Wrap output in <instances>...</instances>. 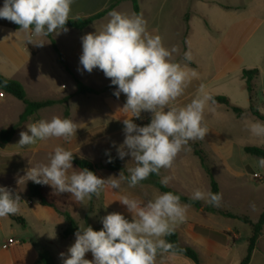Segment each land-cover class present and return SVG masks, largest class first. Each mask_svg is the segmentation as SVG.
I'll list each match as a JSON object with an SVG mask.
<instances>
[{"label": "crops", "instance_id": "crops-1", "mask_svg": "<svg viewBox=\"0 0 264 264\" xmlns=\"http://www.w3.org/2000/svg\"><path fill=\"white\" fill-rule=\"evenodd\" d=\"M117 1L73 0L69 19L76 20L95 16L109 9ZM138 5L139 14L134 12L130 0L120 1L112 10L128 15H142L150 32L159 34L166 47L172 48L175 46L178 49L173 54L174 60L181 63V65H187L189 69L194 70L198 74V78L192 79L184 95L175 102L177 106L186 105L194 96L198 95V89L201 84L205 85V91L210 93L212 97H217L215 96V83L221 80H230L231 75L238 73L242 75L243 79V71L250 70V68L245 69L235 62L234 57L240 47L239 43L247 39L250 35H248V31L257 25L258 17L264 13V0H138ZM2 6L3 2L0 0V7ZM186 17H188V22H186ZM108 19L107 13L105 17L84 30L79 31L67 27L68 31L66 33L61 32L59 35H52L63 55L64 61L83 84L95 89L108 87L102 93V101L97 106L91 107L84 101H80L82 102L81 106L76 107L74 110L73 102L79 100V98H84V96L72 97L68 104L65 105L70 111L69 119L75 121L80 128L86 126L84 124L85 121L93 119H99L100 124L94 125L92 129L86 131H77L76 136L67 142L63 139L52 138L40 141L30 147H19L17 145L20 139L19 133L27 131V124L40 119H50L52 116L64 118L65 108L61 105H56L39 111L29 119L27 124L16 131L13 139L8 144L0 147V186L7 187L14 194L18 193L23 196L27 200V205L31 206L30 209L22 210V215H25V219L19 217L22 219L21 223L24 226V230L21 234L19 231H14L19 236L15 239H9L15 243L5 247L9 243L8 241L0 250V264H36L42 255L36 249V246L32 245L27 236L33 235L34 238H39L42 233L48 235L47 232L53 226H55L57 238L51 240L58 256L61 252L67 254L68 247L75 241V236L70 238L63 237V232L66 230L67 225L59 219L56 221L53 217V214L56 216V214L62 215V212H65L58 204L52 203L55 207L43 206L38 199H29V184L32 181H27L21 185L17 184V177L25 175V170L31 166L29 161L33 165L46 163L48 154L57 146H66L67 148L65 149L73 152L74 149H70L71 147H69L68 143L78 139H82L83 146L97 142L108 143V150L118 157L116 147H113V142L116 146H119L124 140L122 122L125 119V113L120 108L126 102V96L121 94L117 99L113 94L116 90L115 86L111 85L110 79L106 78L102 71L94 69L91 73H88L83 70L82 65L79 63V57L82 54L81 37L87 33H94L96 30H100ZM187 26L189 29L185 36ZM44 39L46 43L42 47L26 44L25 33L12 28L9 21L0 19V73L8 79L19 82L24 87L28 98L32 99V101L62 100L76 93V82L58 62L50 39L48 37ZM186 52L191 53V61L184 59ZM7 97L12 98L11 100H16L11 96ZM6 106L9 107L6 103H0V120H2L0 124L3 125L0 126V132L15 125L25 109L23 107L20 110L12 126L7 128L5 126L6 123L8 125L5 119ZM141 115L146 116V118H133V122L144 126L149 123L147 119L151 117V114L142 112ZM96 130L99 135L85 139L92 132L95 133ZM206 142L211 148V159L221 162L222 169L219 172L214 169V176L219 184V191L222 196L220 204H223L222 202L227 203L230 200V180L237 179L239 175L244 174H242L243 172H236L229 165L230 149L227 141L215 146V141L206 137ZM189 144L175 160L180 161L179 164L181 165L177 167L178 163H174L171 169H161L159 175L160 181L163 177H169L167 186L188 198L196 189L211 191L209 178L202 165L198 167L192 161V158H198L191 146L197 144V142L190 141ZM81 158L86 159L85 157ZM125 158L131 159L130 156ZM207 158L209 159V157ZM249 171L254 174H261L264 177V169L259 168L257 163L252 167L249 165L245 166L246 175H249ZM96 175L104 179L109 177L97 171ZM41 186L47 199L51 194L57 197L66 196L65 205L76 207L78 204L70 193L65 195L64 193L56 194L51 186ZM158 192L161 191L151 182L139 184L135 188H129L127 183L121 182L119 190L105 188L101 191L99 197H92V202H97V206L93 209L95 221L89 218L91 210L85 212L82 207H79V209L76 207L78 209L76 211L79 214L82 208L80 217L87 226L102 228L101 218L111 212H120L129 220L131 219V214L127 211L126 206L116 201L121 196L128 195L130 198L146 201ZM253 192L254 196L260 198V202L263 203L264 211V184L259 189L253 190ZM37 202H39L41 207H35ZM201 202V208L190 206L186 221L176 226L175 230L178 232L180 244L194 248L200 255L201 264H232L229 259L230 253L233 251L231 243L234 245L235 243L231 237L234 236V239H239V231L237 228L230 229V226L226 224L221 225L224 220L221 218H230L207 212L205 208L210 205L204 201ZM214 207L220 211L230 212L223 207ZM72 215L77 222L78 218L74 213ZM206 215H209V217H205ZM211 217H213L212 220L209 219ZM216 217H219V219H216ZM78 226L80 225L78 224ZM234 231L237 233H234ZM261 243L264 245V229L257 241L249 264H254L257 252L261 249ZM85 258L91 260L92 254L90 252L87 253ZM59 260L60 263L57 262L56 264H62L60 256ZM240 263L235 262L234 264ZM50 264H52L51 261ZM156 264L195 263L182 255L165 253L157 256Z\"/></svg>", "mask_w": 264, "mask_h": 264}, {"label": "clouds", "instance_id": "clouds-1", "mask_svg": "<svg viewBox=\"0 0 264 264\" xmlns=\"http://www.w3.org/2000/svg\"><path fill=\"white\" fill-rule=\"evenodd\" d=\"M72 4L73 0H4L0 19L18 25V31L26 34V44L42 47L46 43L44 38L68 31L66 23ZM108 16L100 30L81 37L79 63L88 73L94 69L102 71L115 86L113 94L117 99L121 94L126 96L120 108L125 113L124 140L119 146L113 142V147L119 159L131 157L129 175L121 171L118 177L104 179L87 168H74V153L57 146L48 154L46 163L33 165L29 161L31 166L25 175L17 177L18 185L27 181L49 185L56 194L70 193L75 202L83 204L86 199L99 197L105 188L119 190L122 181L135 188L151 174L160 175L161 169H171L189 142L204 140L209 131L204 113L215 101L205 91V85H200L199 94L186 105L179 107L175 103L192 79L198 78L194 70L174 60L178 49L166 47L159 34L150 32L142 15L112 10ZM184 59L191 61V53L186 52ZM142 112L151 114L150 122L144 126L133 122V118H141ZM243 119L253 137L264 138V121ZM26 127L27 131L19 133L17 145L21 148L52 138L70 141L80 128L72 119L59 116L40 119ZM107 162H112L110 156ZM257 166L264 169V157L257 159ZM161 183L167 186L169 177H163ZM190 199L219 206L222 196L196 189ZM116 201L126 206L131 219L111 212L101 218L100 230L90 225L79 226L67 254H59L62 264H156L158 255H175L174 245L165 238L186 221L189 204L181 203L180 196L171 191L158 192L146 201L128 195ZM20 202L18 193L0 186V218L16 215ZM39 207L37 202L36 208ZM47 234L56 239L55 226ZM89 252L91 260L85 258Z\"/></svg>", "mask_w": 264, "mask_h": 264}, {"label": "rangeland", "instance_id": "rangeland-1", "mask_svg": "<svg viewBox=\"0 0 264 264\" xmlns=\"http://www.w3.org/2000/svg\"><path fill=\"white\" fill-rule=\"evenodd\" d=\"M257 27L254 26L250 31H248L247 39L241 41L239 43L240 47L236 51L235 54V62L241 65L243 68H250V70L257 69L260 72L259 77L254 81L255 86L253 92L250 93L246 88V82L242 79V75L240 73L231 75L230 80L226 81H218L214 85V89L217 97H226L229 99L230 103L234 106L240 107L246 111L243 117L239 118L237 115L226 106L221 104H211L208 108L205 109L204 113V123L206 124L209 131L206 133L204 140H195L197 142L198 149L202 150L204 155L207 158L208 166L219 172L222 169V165L220 161H214L211 159V148L209 144L206 142V137L214 140V145H220L221 143H225L229 145L230 149V159L229 165L236 172H243L244 175H239L237 179L230 180V200L229 202H222L223 204H219L217 207H223L230 211V213L246 216L252 222L256 223L259 220L261 213L263 212V203L260 202V198L254 196L253 190L259 189V187L264 184L259 183L257 181L250 180V176L253 175L252 171H249V175L245 173V166L249 165L250 167L254 166L257 163V159L254 156L248 155L245 153L244 149L248 146L251 147H261L264 148V138H256L253 137L250 131L247 129L244 123V117H247L248 120H258L256 117L252 115L250 112L251 108V97H253L254 106L264 114V13L258 17ZM262 21L260 24L259 22ZM259 24V25H258ZM256 28V29H255ZM254 30V31H253ZM238 45V46H239ZM107 83V82H106ZM108 89V87H105ZM104 89V88H103ZM98 90H102L101 88ZM104 93V92H103ZM102 93L99 95H75V96H84V98H79V100H75L73 102L74 110L76 107H80V101H84L88 106H97V104L101 103ZM74 96V97H75ZM197 96V95H196ZM194 96L193 98H195ZM12 98H6L0 103H6L9 107L5 108L6 112V122L5 124L7 128L11 127L13 122L18 117L20 110L23 109V103L18 102V100H11ZM32 100V99H31ZM15 101V102H14ZM69 102V101H68ZM68 104V103H67ZM86 105V106H87ZM66 108L65 105H61ZM64 111V109H63ZM141 118H146V116L141 115ZM151 117L147 120L150 122ZM2 122V120H0ZM17 123V121H16ZM86 126L84 128H78V132L82 130H89L94 127V125H99V119H93L89 121H85ZM0 126H3L0 124ZM95 131V130H94ZM99 135V132H92L85 137V139H90ZM221 137V138H220ZM82 139L75 140L69 144L70 149H74L73 153L78 157H85L86 161L93 164L98 173L105 174L106 176H119L121 171L111 172L108 171L106 166V159L108 154H112L109 149V144L105 142H97L94 144H88L86 146L82 145ZM190 145V144H189ZM193 146V145H191ZM67 148L66 146H63ZM193 148V147H192ZM106 151L108 154H106ZM113 155V154H112ZM115 156V155H114ZM192 161L199 167L201 165V161L199 158H192ZM123 162V172L125 176H128L127 172L128 167L133 166V162L131 159L124 158ZM174 163H178L177 167L181 164L180 161H174ZM174 166V165H173ZM123 183H127V181H122ZM150 183V182H149ZM237 187V188H235ZM66 193H64L65 195ZM50 195V194H49ZM21 197V202L19 205V212L16 215H10L4 218H0V250L3 248V245L9 241L10 238H17V233L14 231H19L21 234L24 230V226L18 220V218L25 219V215H22L23 209H30L31 206L27 205V200ZM66 196L57 197L54 195H50L48 197V201L50 203H56L62 210L68 212L71 216L74 213L78 218V224L86 225L84 220L80 217L83 210L89 211L91 210V218L92 221H95V216L93 213V209L97 206V202L93 203L92 199L89 201L86 199L83 204H77L76 207L81 211L77 214L78 209L76 207H69L66 204ZM89 202V203H88ZM34 207V206H33ZM36 207V204H35ZM84 213V212H83ZM53 217L57 221H63L67 225L66 218L60 214H56ZM205 217H209L206 215ZM210 220L213 217L209 218ZM216 219H219V217ZM223 223L221 225H228L230 229L237 228L239 231V239H234V236L231 237L233 243V251L230 253V263L234 264L235 262L240 263L247 255L248 248V240L251 235V227L240 220L234 219H226L221 218ZM216 221V220H215ZM67 228V227H66ZM234 233H237L234 231ZM231 236V235H230ZM33 246H36V249L40 252L41 255L47 257L52 264L60 263L59 256L54 249L52 240L48 237V235L42 233L39 238H34L33 235L27 236ZM261 249L258 250L256 259L254 260V264H264V245L261 243ZM204 262V259H203ZM206 264V263H204Z\"/></svg>", "mask_w": 264, "mask_h": 264}, {"label": "trees", "instance_id": "trees-1", "mask_svg": "<svg viewBox=\"0 0 264 264\" xmlns=\"http://www.w3.org/2000/svg\"><path fill=\"white\" fill-rule=\"evenodd\" d=\"M1 1L4 2V0H1ZM120 1H126V0H118L109 9H107V10H105V11H103V12H101L95 16L88 17V18L76 19V20H69L66 23V27L72 28L75 30H79V31L84 30V29L88 28L89 26H91L96 21L105 17V15L107 13H109L117 4H119ZM130 1L132 2L134 12L136 14H139L138 0H130ZM186 22H188V17H186ZM10 26L14 29H19L18 25L11 23V22H10ZM188 29L189 28L187 26L185 36L188 33ZM48 38L51 41V44H52V47H53L55 54L57 55L58 62L74 78V80L76 82V86H77L76 93L74 95L68 96L62 100L32 101L28 98L24 87L19 82L15 81V80L8 79L0 73V91L5 93L6 96H11L14 99L22 102L24 105V108H25L24 112L20 115L19 120L15 125H13L9 129H4L0 132V147H3L6 144H8L13 139L16 131L20 127H22L23 125L27 124L29 119L31 117H33L34 115H36L39 111L46 109V108L54 107L56 105H66L68 103V101L72 97H74L75 95H99V94H101L107 90V88H104L102 90H98V89L91 88V87H88L85 84H83L78 79V77H76V75L72 72L69 65L64 61L63 55L60 52V50L58 49V46H57L55 40L53 39V36L50 35V36H48ZM258 76H259V71L257 69H255V70H244L243 71V80L246 82V88L250 93L253 92L254 81L258 78ZM213 99H214L216 104L224 105L228 109L232 110L237 115V117H239V118L244 116V114L246 113V111L243 110L242 108L232 105L230 103L229 99L226 97H220L219 96V97H213ZM251 103H252V105L250 108V112L252 113V115L254 117H256L258 120L264 121V114H262L253 104V97H251ZM69 116H70V111H69V108L66 107L65 111H64V118H69ZM192 147L194 149L195 155L201 161L202 168L204 169L206 175L209 178L210 186H211V192L220 194L219 184H218V182L214 176L213 169H211L208 166L207 157L204 155L202 150L198 149L197 145H193ZM244 151L246 154L254 156L256 158L264 157V148H261V147L248 146L244 149ZM109 156L112 158L111 163L107 162L109 159ZM74 157L75 158L73 160V165L75 168H77V169L87 168L88 170L93 171L96 174L97 169L93 164L86 161L85 159L78 157L75 154H74ZM105 168L111 172L122 171L123 170V162L118 157H116L112 154H108L107 159H106ZM147 182L153 183L156 186V188H158V190H160L161 192L171 191L174 194L179 195L182 203L189 204L190 206H194L196 208L202 207L201 201L192 200V199L182 195L178 191H176V190H174L168 186L163 185L161 183V181L159 180V175L151 174L148 177V179L142 181L140 184H144ZM28 198L31 200L38 199L43 206L55 207V205H53L52 203H50L48 201V199L44 193L43 187L40 184H36L33 182H31L29 184ZM205 210L209 213L219 214L221 216H224V217H227L230 219H234V220H240L241 222H243L247 225H250L251 235H250L249 240H248L247 255L240 263V264H249L251 262L252 255H253L254 250L256 248L257 241L260 238V236L262 235V232L264 229V211L261 213L259 220L256 223H254L246 216H239V215H235V214L230 213V212L220 211L212 205L206 207ZM62 215L66 218V221H67V228L63 232V237L64 238H70L72 236H75L74 233L79 228L77 222L73 219V217L69 213L62 212ZM18 220L20 222H22V219L18 218ZM93 229L94 230H100L101 228L100 227H93ZM165 239H167L168 242H170L174 245L172 252L190 259L195 264H201L200 255L198 254V252L194 248H192L190 246H183L180 244L179 235H178V232L176 230L173 232V234L166 237ZM36 264H50V261L47 257L42 255V256H40V259L38 260V262Z\"/></svg>", "mask_w": 264, "mask_h": 264}, {"label": "built area", "instance_id": "built-area-1", "mask_svg": "<svg viewBox=\"0 0 264 264\" xmlns=\"http://www.w3.org/2000/svg\"><path fill=\"white\" fill-rule=\"evenodd\" d=\"M5 99H6V94L0 91V101H3ZM250 180L257 181L259 183H263L264 182V177L261 174L255 173V174L250 176ZM14 243L15 242L13 240H9V243L7 245H5V247L11 246Z\"/></svg>", "mask_w": 264, "mask_h": 264}]
</instances>
